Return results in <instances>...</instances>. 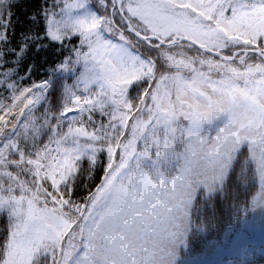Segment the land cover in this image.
I'll list each match as a JSON object with an SVG mask.
<instances>
[{
  "label": "snow or ice",
  "instance_id": "snow-or-ice-1",
  "mask_svg": "<svg viewBox=\"0 0 264 264\" xmlns=\"http://www.w3.org/2000/svg\"><path fill=\"white\" fill-rule=\"evenodd\" d=\"M253 165L264 0H0V264H182Z\"/></svg>",
  "mask_w": 264,
  "mask_h": 264
},
{
  "label": "trees",
  "instance_id": "trees-1",
  "mask_svg": "<svg viewBox=\"0 0 264 264\" xmlns=\"http://www.w3.org/2000/svg\"><path fill=\"white\" fill-rule=\"evenodd\" d=\"M15 2V0H13ZM29 5L44 4L45 0H27ZM54 0H47L48 6ZM61 4L63 0H60ZM91 3L95 4L94 0ZM59 11V9H55ZM20 12H17V17ZM75 45L79 47V38L73 37L72 42H65V54ZM82 66L78 65L75 72L64 74V79L67 83H72L82 71ZM82 89V86H81ZM253 171L248 175V182L245 188L242 199L246 201L247 207L242 204L238 213H233L231 216L225 214L218 222L213 223L211 230L202 232L199 237L190 241L187 248L181 249L182 256H189L196 258L200 256L205 247L214 246L216 250L211 251L208 257L199 258L193 264H218L224 261L227 257H232L238 252H244L245 248L251 251H257L258 245L262 247L259 241H264V227L255 228L250 224L252 219L251 200L260 188V181L258 175ZM99 183V181H97Z\"/></svg>",
  "mask_w": 264,
  "mask_h": 264
},
{
  "label": "rangeland",
  "instance_id": "rangeland-1",
  "mask_svg": "<svg viewBox=\"0 0 264 264\" xmlns=\"http://www.w3.org/2000/svg\"><path fill=\"white\" fill-rule=\"evenodd\" d=\"M96 3V0H94ZM261 195H264V190L260 188L258 189L257 193L254 195V197H259ZM253 200V198H252ZM251 200V212H252V219L250 220V224L254 226L255 228H263L264 227V209L257 206L255 210H253ZM260 245H258L259 248H257V251H251L248 250V248H245L244 252H238L235 255H233L230 258L224 259L222 262H218V264H264V241H259ZM216 250L214 246H208L205 247V249L199 253L200 256H196V258H192L189 256H180V260L182 261V264H193L198 257L204 258L208 257V255L211 253V251Z\"/></svg>",
  "mask_w": 264,
  "mask_h": 264
}]
</instances>
